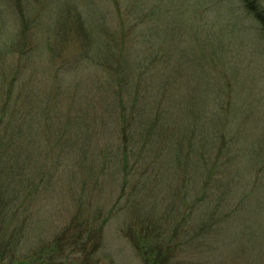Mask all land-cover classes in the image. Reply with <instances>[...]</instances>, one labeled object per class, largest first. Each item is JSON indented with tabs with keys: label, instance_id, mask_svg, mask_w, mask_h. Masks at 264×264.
<instances>
[{
	"label": "rangeland",
	"instance_id": "obj_1",
	"mask_svg": "<svg viewBox=\"0 0 264 264\" xmlns=\"http://www.w3.org/2000/svg\"><path fill=\"white\" fill-rule=\"evenodd\" d=\"M5 1L0 0L5 29L0 35L26 52L35 50L26 65L28 75H35L30 86L40 90L44 101L52 100L59 114L49 126L43 120L45 146L31 150L32 166L50 169L52 180L32 199L18 200L25 210L10 227L26 224L27 231L18 237L15 264L40 249L47 260L49 247L67 230L79 243L67 264H144L131 234L151 241L156 237L147 230L155 227L163 234L160 239L176 238L167 264H264V211L244 217L237 210L252 190L253 205H264V34L242 0H29L26 31L15 5ZM78 12L86 25L112 33L134 31L138 37L143 31L145 45L139 44L135 58L140 63L153 59L142 65L155 79L172 73L179 105L171 103L174 113L161 120L165 136L157 133L152 147L145 149L143 142L135 150L120 148L112 90L90 61L79 58L84 44L76 30ZM17 53L13 48L2 59L0 87L13 80ZM160 85L166 99L165 82ZM146 115L139 110L144 120ZM139 129L132 142L143 140ZM182 129L187 137L181 140ZM190 136L198 146L193 152L179 143ZM224 153L233 166L223 181L232 183L240 174L241 186L230 187L233 198H226L220 220L226 226L210 228L191 244L198 228L194 220L203 216L193 205L192 190L202 178L196 177V163L201 157L211 165ZM235 192L243 197L235 199Z\"/></svg>",
	"mask_w": 264,
	"mask_h": 264
},
{
	"label": "trees",
	"instance_id": "obj_2",
	"mask_svg": "<svg viewBox=\"0 0 264 264\" xmlns=\"http://www.w3.org/2000/svg\"><path fill=\"white\" fill-rule=\"evenodd\" d=\"M28 1H5L8 7L11 4L15 5L17 18L21 21L24 31L28 30L31 24V22L28 24L29 17L24 8L25 3L27 4ZM242 2L246 7L245 9L259 22L264 34V0H242ZM78 14L75 17L78 21L76 30L77 35L82 36L79 41L84 44V52L79 55V58H81V61H90L96 67V72L100 71V74H102L105 86L112 90L120 121L117 124V130L120 134V148L123 151H128L133 147V150H135V146L143 142L146 144L145 149L152 147V138L157 133H160V136H165L162 128L164 123L161 120L168 116L171 117L174 113L175 110L171 103L172 105H179L177 88H175L174 78L171 77L172 73L170 72L167 76H158L155 79V75L149 69H144L143 66H147L148 61L150 63L153 59L147 57L146 61L140 63L135 58L139 51V44L142 46L143 43L141 42L142 37H144L142 35L143 31L140 32L138 37H136L134 31L127 34L123 30L112 33L109 29L97 24L95 26L86 25L87 21L82 18L79 12ZM84 14L87 16L88 13ZM0 30L4 31V26L0 25ZM131 35H133L132 38H130ZM134 37L136 40L130 41ZM45 46L47 48L48 45L45 44ZM13 48L18 49L13 80L6 87H0L3 89L2 93L5 98L3 104H1L2 106L0 105V264L8 263V261L15 264L14 261H16L20 243L18 237L27 231L26 224L21 225L20 228L18 225L14 228L10 227L14 224L17 214L23 215L21 212L25 210L24 203L20 202L18 205V200L23 198L22 200L25 202L32 199L34 193H37L43 183L47 185L52 180L50 169H45L43 166L44 169L38 171L35 168L36 165L33 164L34 166H32L31 150L38 151L40 147L45 146L44 140H40L43 120H45L47 126L51 125L53 117L59 120V114L54 109L52 100L46 99L44 101L40 90L34 91L30 86L35 75L33 73L28 75L26 65L33 60L35 50L26 52L23 45L14 44L9 38L0 35V63L4 55H9ZM164 82V91L167 90L166 99L162 96L163 89L160 85ZM158 87L161 90H157ZM126 98L134 104L132 106L127 105ZM51 102L52 106L50 107ZM43 105L45 108H43ZM139 110L147 113L145 120L139 116ZM195 117H198L197 113ZM139 127L141 128L139 130L143 140L136 141L134 138L132 142L131 135ZM194 127H197V125L194 124L190 127L192 135L195 133ZM179 129L180 126L177 128V132ZM57 130L59 134H62L66 129L63 126ZM182 131L181 140L187 137L185 130L182 129ZM189 135H191L190 132ZM191 139L192 136L189 139L179 141V143L188 144L193 152V148H198V146L196 143L195 147ZM201 154L205 156L203 152ZM225 154H223L222 160L220 159L219 162L215 160L211 165L205 163L201 157L196 163V177L202 176V178L198 179L193 187L192 192L195 200L193 205L195 209L201 210L203 216L198 220H194L198 228H194V233L197 231V234L191 236V241L189 240L191 244L192 242H200L203 233L209 231L210 228L217 227V225L223 228L226 226L220 220L228 205L226 198L230 196L233 198L230 187L233 185L240 188L241 185L237 181L240 174L237 175L236 180L232 179V183L223 181L228 176L229 169L233 166V161L229 155L224 158ZM189 162H191V159ZM255 193L256 191L252 190L247 195H243L246 202L241 201L239 203L238 214L246 217L247 215L244 214L247 212H252L250 216H254L264 211V205L256 207L253 205L252 197L255 196ZM243 196L235 192V199ZM242 209H244L243 212ZM13 219L14 221L11 223ZM216 219H218V222ZM243 220L247 221L246 218ZM91 231L93 230L87 231V236L90 237ZM156 231H159L156 227L153 230H147V234L156 237L151 241L146 237L140 239L136 238L133 233L131 234L136 251L144 264H167L171 254L174 253L175 248L172 247V243L176 238L171 236L169 240L160 239L163 234L159 233L158 235ZM69 232L68 230L64 232L49 247L47 260L43 261L45 249L32 253L28 260H34V264H67L65 262L77 252L79 245L78 241L74 240L75 238L68 235ZM154 232L157 234H153ZM174 234H179L178 229H175ZM67 236L69 237L67 238ZM154 244L156 245L154 246ZM78 254H82V252ZM84 256L86 260H89V255L84 254ZM21 260L22 264H27V258L22 257Z\"/></svg>",
	"mask_w": 264,
	"mask_h": 264
}]
</instances>
